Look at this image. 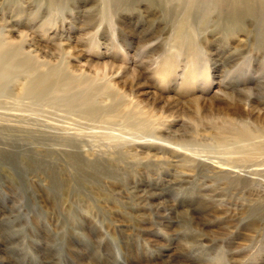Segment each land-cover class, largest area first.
I'll use <instances>...</instances> for the list:
<instances>
[{
  "label": "rangeland",
  "instance_id": "1",
  "mask_svg": "<svg viewBox=\"0 0 264 264\" xmlns=\"http://www.w3.org/2000/svg\"><path fill=\"white\" fill-rule=\"evenodd\" d=\"M1 68L0 264H264V0H0Z\"/></svg>",
  "mask_w": 264,
  "mask_h": 264
},
{
  "label": "bare ground",
  "instance_id": "2",
  "mask_svg": "<svg viewBox=\"0 0 264 264\" xmlns=\"http://www.w3.org/2000/svg\"><path fill=\"white\" fill-rule=\"evenodd\" d=\"M2 69V68H1ZM0 72H5V70L3 71V69L2 70H0ZM1 74V73H0ZM4 77V76H3ZM1 79V78H0ZM3 80V79H2ZM5 80V79H4ZM1 81V80H0ZM250 141V140H249ZM241 148V147H240ZM253 149V148H252Z\"/></svg>",
  "mask_w": 264,
  "mask_h": 264
}]
</instances>
